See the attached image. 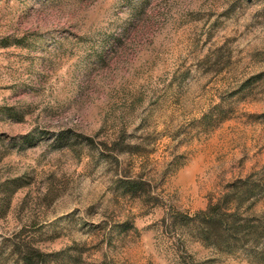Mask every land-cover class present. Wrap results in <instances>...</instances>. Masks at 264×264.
Here are the masks:
<instances>
[{
  "label": "rangeland",
  "instance_id": "374dc122",
  "mask_svg": "<svg viewBox=\"0 0 264 264\" xmlns=\"http://www.w3.org/2000/svg\"><path fill=\"white\" fill-rule=\"evenodd\" d=\"M243 182L264 225V0H0V264H264L186 224Z\"/></svg>",
  "mask_w": 264,
  "mask_h": 264
},
{
  "label": "trees",
  "instance_id": "16d2710c",
  "mask_svg": "<svg viewBox=\"0 0 264 264\" xmlns=\"http://www.w3.org/2000/svg\"><path fill=\"white\" fill-rule=\"evenodd\" d=\"M128 185L127 189L130 191L141 189L130 186L131 182H128ZM255 191V188L248 182L234 185L230 193L221 200L220 204L222 203L223 207L220 204L211 205L206 211L188 219L186 224L195 227L193 231L201 241L223 249L227 253H233L239 245L262 237L264 225L261 222L263 220L251 222L242 215L241 211L245 198H252L256 195Z\"/></svg>",
  "mask_w": 264,
  "mask_h": 264
}]
</instances>
